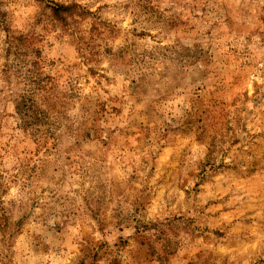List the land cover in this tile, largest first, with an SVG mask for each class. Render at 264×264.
I'll list each match as a JSON object with an SVG mask.
<instances>
[{
	"label": "clouds",
	"instance_id": "obj_1",
	"mask_svg": "<svg viewBox=\"0 0 264 264\" xmlns=\"http://www.w3.org/2000/svg\"><path fill=\"white\" fill-rule=\"evenodd\" d=\"M0 264H264V0H0Z\"/></svg>",
	"mask_w": 264,
	"mask_h": 264
}]
</instances>
